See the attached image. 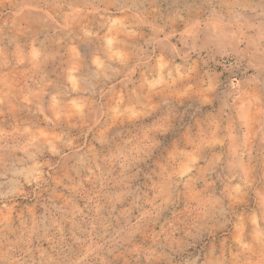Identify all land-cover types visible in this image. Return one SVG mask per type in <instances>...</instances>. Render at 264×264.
I'll list each match as a JSON object with an SVG mask.
<instances>
[{"label": "rangeland", "instance_id": "1", "mask_svg": "<svg viewBox=\"0 0 264 264\" xmlns=\"http://www.w3.org/2000/svg\"><path fill=\"white\" fill-rule=\"evenodd\" d=\"M0 264H264V0H0Z\"/></svg>", "mask_w": 264, "mask_h": 264}]
</instances>
